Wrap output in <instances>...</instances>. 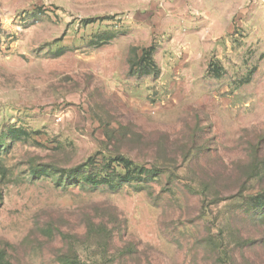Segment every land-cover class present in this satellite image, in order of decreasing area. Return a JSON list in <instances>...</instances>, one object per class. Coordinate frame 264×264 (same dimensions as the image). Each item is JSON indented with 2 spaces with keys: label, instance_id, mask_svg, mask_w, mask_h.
Wrapping results in <instances>:
<instances>
[{
  "label": "rangeland",
  "instance_id": "374dc122",
  "mask_svg": "<svg viewBox=\"0 0 264 264\" xmlns=\"http://www.w3.org/2000/svg\"><path fill=\"white\" fill-rule=\"evenodd\" d=\"M193 1L0 0V264H264V0Z\"/></svg>",
  "mask_w": 264,
  "mask_h": 264
},
{
  "label": "trees",
  "instance_id": "16d2710c",
  "mask_svg": "<svg viewBox=\"0 0 264 264\" xmlns=\"http://www.w3.org/2000/svg\"><path fill=\"white\" fill-rule=\"evenodd\" d=\"M117 161V165L120 166V165H123L122 169L125 171L124 174H118L117 177L120 179V180H123V181H126L129 179V175L131 173H136L137 176L136 177H139L141 175V169H138L136 166H133L131 162L127 161V160H124V159H119V160H116ZM104 181H107L106 179L102 180V182H98V183H103V184H109V183H113V182H104ZM95 183V182H94ZM116 183V182H115ZM117 183H120V182H117ZM249 205L254 207V205H257V207H262L264 205V194L263 193H260V194H257L256 196L254 197H251L249 199Z\"/></svg>",
  "mask_w": 264,
  "mask_h": 264
},
{
  "label": "crops",
  "instance_id": "0c3cea01",
  "mask_svg": "<svg viewBox=\"0 0 264 264\" xmlns=\"http://www.w3.org/2000/svg\"><path fill=\"white\" fill-rule=\"evenodd\" d=\"M192 8L194 11L199 12V11H204L206 12L209 10V1L208 0H194L192 2Z\"/></svg>",
  "mask_w": 264,
  "mask_h": 264
}]
</instances>
